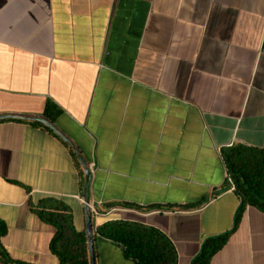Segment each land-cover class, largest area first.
<instances>
[{"label": "crops", "instance_id": "1", "mask_svg": "<svg viewBox=\"0 0 264 264\" xmlns=\"http://www.w3.org/2000/svg\"><path fill=\"white\" fill-rule=\"evenodd\" d=\"M6 115L0 217L13 259L59 264L56 228L30 198L62 199L86 229L72 146L25 119L43 118L91 169L94 232L110 220L154 226L192 264L205 239L232 231L210 264H264V212L247 206L233 229L241 201L222 156L264 148V0H0ZM94 244L97 264H139L121 243Z\"/></svg>", "mask_w": 264, "mask_h": 264}, {"label": "trees", "instance_id": "2", "mask_svg": "<svg viewBox=\"0 0 264 264\" xmlns=\"http://www.w3.org/2000/svg\"><path fill=\"white\" fill-rule=\"evenodd\" d=\"M55 105L48 103L44 114L54 121ZM32 124L52 129L40 121ZM77 166L81 169V189L84 196L85 174L75 152L70 148ZM227 168V181L240 198L236 212L235 229L241 222L247 206L264 212V148L252 147L242 143L222 149ZM30 190V187H27ZM31 210L41 220L53 225L56 232L50 241V250L59 259V264H90L88 236L86 229L78 230L74 223L72 207L53 196L43 197L35 203L29 200ZM94 212L92 211V218ZM94 225V223H93ZM232 231L205 239L200 253L192 264H210L212 256L224 246ZM8 233V225L0 217V261L6 264H33L13 259L5 248L2 238ZM98 236L121 243L125 246L127 258L139 264H178V252L173 241L160 229L141 222L129 220H110L95 227L94 239Z\"/></svg>", "mask_w": 264, "mask_h": 264}, {"label": "water", "instance_id": "3", "mask_svg": "<svg viewBox=\"0 0 264 264\" xmlns=\"http://www.w3.org/2000/svg\"><path fill=\"white\" fill-rule=\"evenodd\" d=\"M6 117H9V115H6L5 117H0V119L6 118ZM25 119L39 120L47 124L59 136H61L69 145H71L77 154V157L85 172L84 198L83 199H84V207H85V214H86V232L88 236V249L90 253V264H97L96 255H95V244H94V225H93V218H92V206H91V200H90V183H91V177H92L91 169L89 165L83 159L81 153L74 146V144L63 133H61L59 129H57L51 122L43 118H25Z\"/></svg>", "mask_w": 264, "mask_h": 264}, {"label": "rangeland", "instance_id": "4", "mask_svg": "<svg viewBox=\"0 0 264 264\" xmlns=\"http://www.w3.org/2000/svg\"><path fill=\"white\" fill-rule=\"evenodd\" d=\"M0 264H6V263H4V262L0 261Z\"/></svg>", "mask_w": 264, "mask_h": 264}]
</instances>
